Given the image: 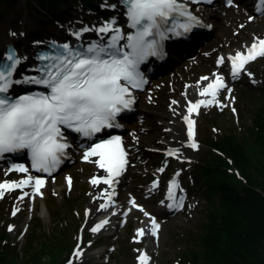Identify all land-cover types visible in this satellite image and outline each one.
Instances as JSON below:
<instances>
[{
    "label": "rangeland",
    "instance_id": "rangeland-1",
    "mask_svg": "<svg viewBox=\"0 0 264 264\" xmlns=\"http://www.w3.org/2000/svg\"><path fill=\"white\" fill-rule=\"evenodd\" d=\"M244 1L231 0L229 3V0H222L213 8L203 9L205 16L212 17L207 19L212 31L210 37L203 42L196 40L194 55L183 57L171 53V69L156 78L147 91L141 94L138 113L128 123L125 135L133 160L123 179L119 197V200L125 201L133 196L138 200V207L122 211L114 220V231L109 230L97 236L91 231L94 223L102 217L98 211L91 210L105 199L100 194L98 184L93 185L91 180L97 179L104 171L98 170L95 163L85 161L81 149L77 150L73 164L50 179L44 197L34 196L32 184H27L22 191H3L0 196V222L3 218L1 213L6 212L2 225L12 227V244L20 245L21 256L25 254L26 248L31 251L27 253L28 257L22 258L25 261L23 264L51 261L57 257L64 260L71 254L70 264H86L89 261L92 264H140L138 257L151 244L150 264H181L183 252L192 249L195 244L193 234L197 233L205 219L207 206L202 190L203 180L199 176H189V171L200 161V153L205 148L195 140L206 141L209 137H218L221 128L245 131L251 126L259 104L264 102V91L261 89L264 81L262 57L249 64L242 76L234 79L232 90L221 91L211 106H203L197 115L194 139L198 147L185 145L183 118L189 113V102L193 103L197 97H194L196 89L193 86L199 85L202 77H212L214 71L225 73V68L214 65L217 53L244 49L257 38L264 39V12H249ZM112 2L102 1V5L109 7ZM21 7L26 22L32 28L24 37L29 50L28 58L19 59L23 65L18 68V76H30L29 71L34 67L31 42L43 43L51 34L64 38L69 27L78 29L84 22L98 20L97 16L86 14L80 3L72 1L70 10L67 7L64 9L57 25L51 24L46 14L37 10L29 0H20L15 5L4 3L0 6V37L2 32L16 30L19 21L16 15ZM189 89L192 91L189 92ZM165 149L172 150L176 155L163 153ZM175 169L180 170L178 187L182 194L179 201L183 206L165 213L155 212L163 194V184ZM27 177L5 165L0 167V184L22 181ZM69 177L71 186L68 184ZM154 177L158 178L159 185H151L150 181ZM14 203L15 215L11 216ZM145 213L152 214L160 225L156 236L151 235L148 229L143 237L137 235L138 227L146 221ZM33 227L36 229L34 247L30 240L35 230ZM60 232L67 245L62 246L65 248H56L51 254L42 244H48ZM79 237L82 239L79 240ZM77 250L82 252L79 257L75 255ZM35 251L41 254V259L36 262ZM99 251H103V254L98 255Z\"/></svg>",
    "mask_w": 264,
    "mask_h": 264
},
{
    "label": "snow or ice",
    "instance_id": "snow-or-ice-1",
    "mask_svg": "<svg viewBox=\"0 0 264 264\" xmlns=\"http://www.w3.org/2000/svg\"><path fill=\"white\" fill-rule=\"evenodd\" d=\"M194 2L199 3L200 0ZM207 2L210 3L211 0ZM126 3L129 26L135 29L134 33L125 37L119 28L105 24L97 31L114 33L107 44H93L81 49H73L70 45L64 44L61 46L63 51L60 55L51 58L41 57L45 60L51 59L53 63L45 66L41 79L33 78L25 82L42 84L50 90L47 94L26 95L15 100L8 97L6 93L13 83L10 78L16 64L19 63L13 54L8 55L7 60L11 63L0 68V155L28 149L33 168L51 173L60 163V157L65 154V149L70 147L68 143L61 142L65 140L63 129L80 133L84 137H92L104 128L118 126L115 125L117 115L123 110H130L134 102L131 89L141 88L146 83L138 70L139 65L148 56L160 54V41L167 38L168 32L180 35L177 29L188 32L194 26L193 22L199 24L197 18L180 0H126ZM177 17H187L188 22L176 23ZM122 39L127 41L124 45L119 43ZM258 56L264 57V39L254 40L246 54L237 52L229 57L233 77L244 71L245 65ZM224 61L225 57L221 56L218 63L222 64ZM208 79L207 76L202 77V80ZM224 88H227V85L223 77L216 76L213 82L199 93L200 96H210L211 99H202L195 103L190 101L189 114L201 106H211L216 101L217 94ZM184 119L188 122L189 137H194L195 121L189 116H185ZM190 146L198 147L194 139ZM127 155L119 136L91 146L84 153V160L97 164L108 173L107 177L100 181L93 178L91 183L96 185L102 182L112 186L128 164ZM167 155L172 156L176 153L169 151ZM92 157L98 159L92 160ZM15 170L28 171L22 165L16 166ZM33 181L35 191L39 193L45 181L32 176L10 184H0V190H12ZM68 184L71 186L70 177ZM176 187L178 185L173 181L169 188V199H175L173 189ZM2 195L3 192L0 191V196ZM108 199L111 201V194L108 195ZM131 203L138 207L134 200ZM110 206L101 204L100 208L107 209ZM182 206V202L176 204L177 208ZM140 210L143 211V208ZM107 224L108 220L105 219L91 231L98 233ZM159 227L153 218L151 235L156 236ZM12 230L10 227L9 231ZM144 234L143 228L137 232L140 237ZM75 255L79 257L82 252L77 250ZM138 259L140 264H149L150 258L146 253L141 254Z\"/></svg>",
    "mask_w": 264,
    "mask_h": 264
},
{
    "label": "trees",
    "instance_id": "trees-1",
    "mask_svg": "<svg viewBox=\"0 0 264 264\" xmlns=\"http://www.w3.org/2000/svg\"><path fill=\"white\" fill-rule=\"evenodd\" d=\"M18 1L0 0V6L15 5ZM29 1L44 12L50 22L64 13L61 6H69L71 1H81L91 11L96 9L94 0ZM261 89L264 91V83ZM255 115L245 131L221 128L218 137L202 141L206 149L201 151L193 173L204 182L206 214L199 230L193 234L195 244L183 252L181 264H264V102L259 104ZM1 215L3 221L5 213ZM35 231L30 235L33 247ZM60 233L48 244H42L51 254L56 248L67 245ZM28 249L22 257L20 246L11 242L9 230L0 226V264H23L22 258L31 252ZM34 253L36 262L41 254ZM64 263L66 259L58 257L36 262Z\"/></svg>",
    "mask_w": 264,
    "mask_h": 264
},
{
    "label": "bare ground",
    "instance_id": "bare-ground-1",
    "mask_svg": "<svg viewBox=\"0 0 264 264\" xmlns=\"http://www.w3.org/2000/svg\"><path fill=\"white\" fill-rule=\"evenodd\" d=\"M244 5L246 6V8L248 9L249 12H255V6L251 3H248L247 0L244 1ZM18 13L16 16L18 18V24L16 26V30H12V31H9V32H2V36L0 37V51H1V48L2 45L4 46L5 43L7 42H10L12 44L15 45V48H16V53H17V56L18 58L20 59H25V58H28V54L27 52L29 51L28 48H27V42L24 41V37L27 35V33H29L31 30L32 27H30L29 23L26 22V16H25V13L23 12V8H19L18 10ZM206 18H212V17H208L206 16ZM74 36V35H73ZM72 36V38H73ZM94 43H96V39L92 40ZM37 43L35 42H31V45L33 47V50H31L32 53H35V49L36 47H39L40 46V43L38 41H36ZM247 49V48H246ZM3 51V49H2ZM1 51V53H2ZM234 52V53H233ZM236 52H242L241 50H227L226 54H229V55H234ZM32 58V56L30 57ZM32 60V59H31ZM33 61V60H32ZM34 62V61H33ZM216 76H220V77H223V80L224 82L230 86V84L233 83V80L231 79V77L225 73H222L221 71H215L214 74H213V78H215ZM210 80H212L211 76H209V79L208 80H203L200 82V84L196 85V86H193L196 91H195V96L196 97L194 99V101H196L197 99H210L211 97H208V96H200L199 93L201 91V89L207 87L208 83L210 82ZM192 91V89H189V92ZM197 92V93H196ZM189 114V113H188ZM183 130L185 128L184 124H183ZM187 142H189V144L191 145L192 141L187 137ZM92 160H95L93 158H91ZM22 166H24L25 168H27L26 165H23L21 164ZM97 169L98 170H103L101 168H99V166L97 164H95ZM28 169V168H27ZM29 173H31L28 169ZM125 175V173H124ZM30 176L34 177V174H30ZM43 180L45 181V184L42 188H40V191L39 193H37L36 191H34V195L36 197H44V195L46 194V191L48 190L49 188V184L50 182L43 178ZM121 187H122V184H117V185H112V186H109L107 184H104V183H99V188H100V194L104 195L105 194V197H107V199L105 201H102L98 206H93L92 210L93 212H99L101 215H105L109 218L110 222V226H109V229L110 230H115L116 227L114 225V220L117 216L120 215V213H122V211H131L133 210L135 207L132 205L131 201H135V204L138 205L136 199L133 197V196H130L128 197L129 199L126 198V200L122 201V200H118L117 197H115V199L113 200L112 204L110 203L109 199H108V195L109 194H112V193H116V194H119L120 195V191H121ZM5 189H2L0 191H4ZM173 195L174 197H177L179 195V190L176 188L173 189ZM169 197V194H167L166 196H164L163 199H160L159 200V204H158V207H155L154 211L157 212V211H162L163 209L167 208V205L165 204V200H167ZM101 204H110L111 206L108 207L107 209H101L100 208V205ZM152 219H153V215L148 213V215H146V221L144 223V225L142 227H140L139 229L143 228V229H148L150 226H152ZM151 228V227H150ZM138 229V230H139ZM100 253L98 255H102L103 254V251H99ZM146 254L148 256L151 255V251L147 250L146 251Z\"/></svg>",
    "mask_w": 264,
    "mask_h": 264
}]
</instances>
